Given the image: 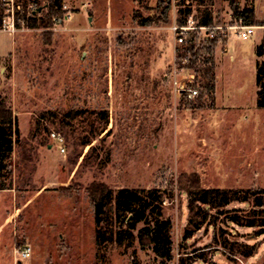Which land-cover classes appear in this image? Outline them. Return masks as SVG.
I'll return each instance as SVG.
<instances>
[{"label": "rangeland", "instance_id": "rangeland-1", "mask_svg": "<svg viewBox=\"0 0 264 264\" xmlns=\"http://www.w3.org/2000/svg\"><path fill=\"white\" fill-rule=\"evenodd\" d=\"M229 1L197 0L194 11L209 6L212 26H225L233 23ZM36 2L44 15L48 1ZM176 2L62 0L60 22L0 32V100L19 130L0 172V185L9 187L0 189V264H14L24 244L31 254L22 264H264L262 227L227 223L212 208L184 239L187 196L178 183L193 177L207 187L264 188V107L256 104L255 82L264 28L247 39L235 30L208 38L217 40L214 87L190 97L182 90L199 91L203 79L185 67L188 52L177 57L185 42L171 29ZM253 5L264 22V0ZM205 65L196 59L197 68ZM92 183L112 190L101 243L87 193ZM122 187L171 194L161 203L171 240L166 262L139 245L142 222L117 239L124 227L113 196ZM250 208L232 202L222 210L243 216Z\"/></svg>", "mask_w": 264, "mask_h": 264}, {"label": "trees", "instance_id": "trees-1", "mask_svg": "<svg viewBox=\"0 0 264 264\" xmlns=\"http://www.w3.org/2000/svg\"><path fill=\"white\" fill-rule=\"evenodd\" d=\"M46 12L39 17L29 18L28 27H48L52 17H60L62 14V0H47ZM197 0H177L176 22L183 25L189 16L197 20L198 25L209 26L215 24L213 12L209 6H204L200 15L196 16L193 2ZM201 2L202 0H198ZM231 10V21L242 19L245 25H264L255 17L253 0H244L242 7L237 1H229ZM145 24V22H140ZM198 31L195 34L188 33L186 41L181 46L178 58L189 53L186 68L193 69L202 76V87L199 88V96L209 93L214 87V70L212 51L217 40H209L205 37L206 44L197 45L199 41ZM203 41V40H202ZM225 42V40H224ZM204 49V52H201ZM255 82L257 85L256 104L264 107V37L255 47ZM202 57L206 64L202 68L195 66L197 58ZM19 133L17 120L13 112L6 104L0 100V172L5 168L4 160L12 150ZM179 186L187 196L188 221L183 232V238H188L194 231L199 229L207 221L210 208L219 214L223 213V220L227 223H234L241 226H259L264 231V188L259 189H230L225 187H207L198 183V179L190 178L185 182L179 180ZM9 188L0 185V189ZM88 197L93 211V223L95 229V239L98 243L104 240L105 232L102 226L106 219L112 198V190L103 183H92L87 189ZM171 198L166 190L157 188H119L113 196V213L120 221L121 228L117 232V239L124 238L127 230L136 228L137 223L142 222L143 226L138 228L136 237L141 247H148L156 258L161 262H166L171 258V240L169 236V220L162 217L161 203L164 198ZM232 202H242L250 205V211L241 216L237 213H229L222 210ZM185 258L180 259V264H184ZM214 264V263H213Z\"/></svg>", "mask_w": 264, "mask_h": 264}, {"label": "built area", "instance_id": "built-area-1", "mask_svg": "<svg viewBox=\"0 0 264 264\" xmlns=\"http://www.w3.org/2000/svg\"><path fill=\"white\" fill-rule=\"evenodd\" d=\"M38 15L41 16V12L36 0H0V32L13 35L20 28H24V26L28 27L26 21L29 18L39 17ZM52 19L54 22H60V18L52 17ZM254 28L253 25L243 24L241 18L234 20L232 24L221 27L212 25L202 26L195 24L192 16H189L183 25L173 23L171 26L178 43L185 42L186 35L191 31L193 33L203 31L205 37L209 39H225L230 34L231 30H235L238 37L247 39L254 32ZM187 59L188 56L183 57V61H187ZM182 91H186L187 95L190 97H194L198 94V89L195 87H188ZM51 136L59 143L62 141L59 134L53 133ZM60 151H64V148L60 147ZM14 253V264H22L23 259L30 257L31 247L28 244H24L16 249Z\"/></svg>", "mask_w": 264, "mask_h": 264}, {"label": "crops", "instance_id": "crops-1", "mask_svg": "<svg viewBox=\"0 0 264 264\" xmlns=\"http://www.w3.org/2000/svg\"><path fill=\"white\" fill-rule=\"evenodd\" d=\"M230 14H231V12H230V10H229V12H228V14H227V16H228L229 19H230ZM214 15H215V14H214ZM214 17H216V16H214ZM257 20H258V19H257ZM254 27H256V28H257V27L264 28V27H262V26H254ZM10 48H11V43H10L9 47L5 49L4 52H8V51H10ZM4 52H3V53H4ZM3 53H2V54H3Z\"/></svg>", "mask_w": 264, "mask_h": 264}]
</instances>
